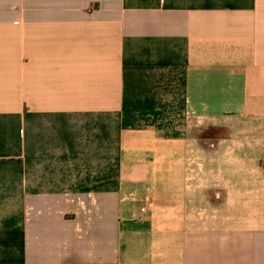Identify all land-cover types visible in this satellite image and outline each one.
<instances>
[{
	"label": "crops",
	"instance_id": "0c3cea01",
	"mask_svg": "<svg viewBox=\"0 0 264 264\" xmlns=\"http://www.w3.org/2000/svg\"><path fill=\"white\" fill-rule=\"evenodd\" d=\"M0 264H264V0H0Z\"/></svg>",
	"mask_w": 264,
	"mask_h": 264
},
{
	"label": "built area",
	"instance_id": "2783aa9c",
	"mask_svg": "<svg viewBox=\"0 0 264 264\" xmlns=\"http://www.w3.org/2000/svg\"><path fill=\"white\" fill-rule=\"evenodd\" d=\"M141 211H142V213H145V212H146V209H145V208H143Z\"/></svg>",
	"mask_w": 264,
	"mask_h": 264
}]
</instances>
